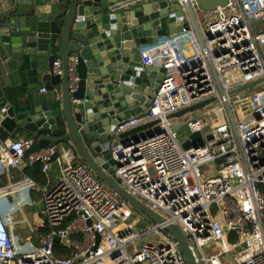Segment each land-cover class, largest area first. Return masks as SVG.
Masks as SVG:
<instances>
[{
    "label": "built area",
    "instance_id": "obj_1",
    "mask_svg": "<svg viewBox=\"0 0 264 264\" xmlns=\"http://www.w3.org/2000/svg\"><path fill=\"white\" fill-rule=\"evenodd\" d=\"M198 1L177 0L188 32L139 52L143 66H159L165 73L148 115L119 130L158 123L139 133L138 142L111 152L119 163L113 179L164 221L151 222L69 149L52 164L54 147L34 150L30 135L17 136L1 143L0 165L18 168L26 161L53 180L40 189L47 232L37 238L39 247L24 252L0 210V264H186L165 230L171 224L182 231L196 264H264V196L259 190L264 185V82L230 94L264 79V29L255 31V24L264 21V0H226L207 13ZM198 12L206 18L204 26ZM75 62V57L68 59L70 92L77 82ZM52 71L61 74L58 59ZM213 98L198 110L168 118ZM184 126L200 134L195 143L187 138L183 146L176 138L174 128ZM12 189H0V196ZM55 238L75 252L56 256Z\"/></svg>",
    "mask_w": 264,
    "mask_h": 264
},
{
    "label": "water",
    "instance_id": "obj_2",
    "mask_svg": "<svg viewBox=\"0 0 264 264\" xmlns=\"http://www.w3.org/2000/svg\"><path fill=\"white\" fill-rule=\"evenodd\" d=\"M124 2L5 0L0 42L12 57L16 87L5 91L0 82V143L20 133L28 134L41 148L56 149L49 160L52 164L69 149L125 202L160 224L164 221L160 215L113 179L119 163L112 159L111 152L138 142L139 133L158 123L119 130L125 123L148 115L165 73L159 66H143L140 50L158 44L162 38L188 32L190 25L177 0ZM197 4L207 13L223 7L226 0H199ZM70 57L76 59L77 82L72 92L67 78ZM57 59L61 63L60 75L52 71ZM24 76L25 92L21 89ZM263 82L260 79L234 88L230 94ZM39 83L44 93H36ZM213 101L214 98L168 118L180 117ZM174 131L183 146H187V138L193 143L200 138L198 132L190 133L186 126L175 127ZM202 143L200 140L196 146ZM165 230L178 243L185 263L196 264L180 228L171 224ZM32 241L33 247H39L35 238ZM54 242L66 245L63 239L55 238ZM69 250L75 252L73 247Z\"/></svg>",
    "mask_w": 264,
    "mask_h": 264
},
{
    "label": "crops",
    "instance_id": "obj_3",
    "mask_svg": "<svg viewBox=\"0 0 264 264\" xmlns=\"http://www.w3.org/2000/svg\"><path fill=\"white\" fill-rule=\"evenodd\" d=\"M3 3H5V0H0V21H3L2 18L6 9L2 5ZM12 70V57L5 52L1 41L0 82L3 83L5 91L16 87V78L13 76ZM41 88H43V85L39 83V89L36 93H39ZM21 89L24 92L27 90V78L25 76L22 80ZM24 135L28 134L20 133L18 136ZM41 149V146L36 143L34 150ZM28 180L32 183H27ZM52 182L53 180L48 181L40 172L39 165L34 166L32 170L27 166L26 161H23L18 168L0 165V189L7 186L14 188L8 191L6 195L1 193L0 210L6 220L9 233L19 247H33L31 244L33 238L37 240L39 236L47 232V227L44 222L42 192L40 189L46 185L50 187Z\"/></svg>",
    "mask_w": 264,
    "mask_h": 264
},
{
    "label": "rangeland",
    "instance_id": "obj_4",
    "mask_svg": "<svg viewBox=\"0 0 264 264\" xmlns=\"http://www.w3.org/2000/svg\"><path fill=\"white\" fill-rule=\"evenodd\" d=\"M210 16L213 17L214 15L212 14ZM184 17H185V20L187 21V17H186L185 14H184ZM198 18H199L200 22L202 23V25L204 26L205 25V22H206V18L203 16V14L201 12H198ZM255 26L257 28H259V30L264 29V21L258 22L257 24H255ZM255 31L258 32V30H256V29H255ZM163 39L164 38H162V40ZM260 51H261V53H262V55L264 57V47H261ZM20 248L22 250H24V252H26V251H32L34 249L33 247H28V246H25V247H21L20 246ZM55 255L58 256V257H61V255L57 251H56Z\"/></svg>",
    "mask_w": 264,
    "mask_h": 264
},
{
    "label": "trees",
    "instance_id": "obj_5",
    "mask_svg": "<svg viewBox=\"0 0 264 264\" xmlns=\"http://www.w3.org/2000/svg\"><path fill=\"white\" fill-rule=\"evenodd\" d=\"M255 29L259 31V28H257L255 26ZM30 169L32 170L33 167H30ZM259 190L261 191V193L263 194L264 196V185H261L259 187ZM54 251L56 253V251L62 256V257H69L71 252L68 248H66L63 244L61 243H55V247H54Z\"/></svg>",
    "mask_w": 264,
    "mask_h": 264
},
{
    "label": "bare ground",
    "instance_id": "obj_6",
    "mask_svg": "<svg viewBox=\"0 0 264 264\" xmlns=\"http://www.w3.org/2000/svg\"><path fill=\"white\" fill-rule=\"evenodd\" d=\"M185 47H186V50H188V49H189V47H188V45H187V44L185 45Z\"/></svg>",
    "mask_w": 264,
    "mask_h": 264
}]
</instances>
